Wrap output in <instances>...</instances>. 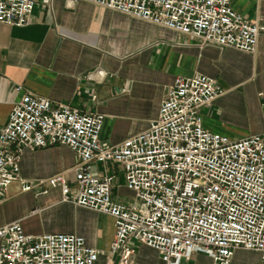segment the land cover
<instances>
[{"label": "built area", "instance_id": "2783aa9c", "mask_svg": "<svg viewBox=\"0 0 264 264\" xmlns=\"http://www.w3.org/2000/svg\"><path fill=\"white\" fill-rule=\"evenodd\" d=\"M86 1L188 35L199 46L253 52L264 32L230 0ZM38 2L51 0H0V23L27 25ZM221 93L212 77H177L149 126L118 144L100 139L102 114L22 94L0 125V196L15 181L31 189L19 178L25 149L64 145L76 157L71 177L56 174L48 184L63 201L112 217L109 252L119 264L130 262L131 241L155 249L163 264H181L195 252L230 264L237 249L258 251L264 264V127L239 140L204 129L201 109ZM93 163L119 165L132 200H117L115 174L98 176ZM101 253L76 234L30 235L20 221L0 226V264H94Z\"/></svg>", "mask_w": 264, "mask_h": 264}, {"label": "crops", "instance_id": "0c3cea01", "mask_svg": "<svg viewBox=\"0 0 264 264\" xmlns=\"http://www.w3.org/2000/svg\"><path fill=\"white\" fill-rule=\"evenodd\" d=\"M245 18L264 25V0H230ZM196 73L216 80L222 93L201 109L203 128L239 140L262 132L264 111V32L253 52L233 47L199 46L197 40L86 0H51L35 4L29 23H0V125L22 94L45 97L103 115L100 139L118 144L145 130L177 77ZM76 162L67 146L25 149L19 178L0 196V226L20 221L26 234L69 233L82 236L102 253L94 264H119L110 253L112 217L62 200L47 179ZM98 176L115 174L113 196L133 198L119 165L93 163ZM46 190V193H42ZM128 264H163L159 253L131 241ZM181 264H212L195 252ZM230 264H261L258 251L237 249Z\"/></svg>", "mask_w": 264, "mask_h": 264}]
</instances>
